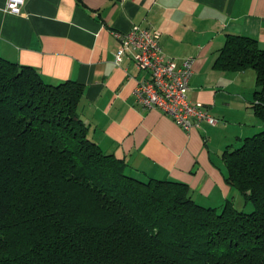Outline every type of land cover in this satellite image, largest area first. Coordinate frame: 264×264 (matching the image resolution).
Segmentation results:
<instances>
[{
  "label": "trees",
  "instance_id": "trees-1",
  "mask_svg": "<svg viewBox=\"0 0 264 264\" xmlns=\"http://www.w3.org/2000/svg\"><path fill=\"white\" fill-rule=\"evenodd\" d=\"M255 73L264 49L227 34L215 59ZM83 85L47 82L0 56V264H264V129L225 149L226 181L250 202L198 203L178 180L136 177L88 136Z\"/></svg>",
  "mask_w": 264,
  "mask_h": 264
},
{
  "label": "crops",
  "instance_id": "crops-1",
  "mask_svg": "<svg viewBox=\"0 0 264 264\" xmlns=\"http://www.w3.org/2000/svg\"><path fill=\"white\" fill-rule=\"evenodd\" d=\"M5 4L0 0V56L50 83H81L80 117L103 152L124 159L136 177L186 183L198 203L242 206L222 154L264 129V118L252 107L254 71L224 70L215 59L227 34L253 37L264 49V0H26L22 14ZM134 25L159 31L160 47L177 61L193 57L187 99L206 105L216 125L186 131L136 102L133 89L148 73L129 54L113 61V31Z\"/></svg>",
  "mask_w": 264,
  "mask_h": 264
},
{
  "label": "built area",
  "instance_id": "built-area-1",
  "mask_svg": "<svg viewBox=\"0 0 264 264\" xmlns=\"http://www.w3.org/2000/svg\"><path fill=\"white\" fill-rule=\"evenodd\" d=\"M26 0H6L5 10L22 14ZM118 45L113 61L119 65L125 55H130L135 67L148 73L136 82L133 95L137 103L146 108H157L168 115L182 129L188 131L202 122L216 125L206 105L189 101L187 92L193 72V57L180 61L166 55L159 44V31L134 25L127 31H113Z\"/></svg>",
  "mask_w": 264,
  "mask_h": 264
},
{
  "label": "rangeland",
  "instance_id": "rangeland-1",
  "mask_svg": "<svg viewBox=\"0 0 264 264\" xmlns=\"http://www.w3.org/2000/svg\"><path fill=\"white\" fill-rule=\"evenodd\" d=\"M235 206L240 208L241 204L240 203H236ZM241 208H243L244 211H251L253 209V205L250 202H248V203L242 205Z\"/></svg>",
  "mask_w": 264,
  "mask_h": 264
}]
</instances>
